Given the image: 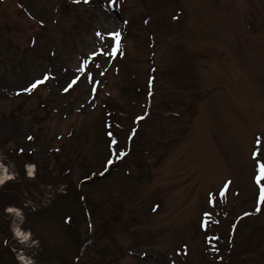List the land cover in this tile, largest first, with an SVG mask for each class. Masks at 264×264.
I'll return each instance as SVG.
<instances>
[{
    "label": "rangeland",
    "instance_id": "374dc122",
    "mask_svg": "<svg viewBox=\"0 0 264 264\" xmlns=\"http://www.w3.org/2000/svg\"><path fill=\"white\" fill-rule=\"evenodd\" d=\"M258 160L264 0H0V264H264Z\"/></svg>",
    "mask_w": 264,
    "mask_h": 264
},
{
    "label": "snow or ice",
    "instance_id": "6c2138e0",
    "mask_svg": "<svg viewBox=\"0 0 264 264\" xmlns=\"http://www.w3.org/2000/svg\"><path fill=\"white\" fill-rule=\"evenodd\" d=\"M76 2H79V0H76ZM85 2H87V0H85ZM101 35H102V33H99V32L97 33V36H101ZM108 35H110V36H112L114 38V40L116 41V46L113 48V50L111 52H107V53L105 52V49H103V48H100L98 51L97 50H93L91 52V57L92 58H96V57H98L100 55H105V54H107L108 56H111L114 51L118 50L121 34L119 32H111ZM88 64H89V61L85 60L83 62V64H82L81 68L78 69V71H80V72L85 74L84 75V79L88 83H92V84L98 83V82L94 81L93 77L90 74H88V68H87ZM97 67H99V65H97ZM100 74L104 75L103 72H101ZM50 78H51V74L50 73L42 74L41 78L36 79L34 82H32L30 84V87H26L24 90L28 91V92H31L33 89H36L38 86H40L43 83L47 82ZM80 79H81L80 76H74V78H70V82H68L66 84V86L63 87V91L67 92L70 89H72L80 81ZM92 92L93 93L96 92V88L95 87L92 88ZM108 135L112 136L113 133L109 132ZM29 139H31V137H29ZM112 142H113V144L118 143L115 140H113ZM259 155H260L259 152H254L253 153L254 158L259 156ZM109 163H111V161H109ZM257 163H258V170L259 171H258V175L256 176V182H257V184H260V181L262 179H264V161H259L258 160ZM259 199H260V201L262 203H264V184H260ZM210 202H213V201L210 200ZM205 215H210V213H205Z\"/></svg>",
    "mask_w": 264,
    "mask_h": 264
},
{
    "label": "trees",
    "instance_id": "16d2710c",
    "mask_svg": "<svg viewBox=\"0 0 264 264\" xmlns=\"http://www.w3.org/2000/svg\"><path fill=\"white\" fill-rule=\"evenodd\" d=\"M147 112V114H148V110L146 111ZM146 114V115H147ZM3 149V148H2ZM14 153V154H16L17 156H19L20 154H23V152L21 153L20 151H18V149H7V151L5 152L7 155H9L10 153ZM29 156V155H28ZM28 160H30V159H28ZM86 244H87V242H84V243H82L80 246H79V249L77 250L78 252H77V256H76V258H75V264H82V262L84 261V259L86 258L85 257V250H87V248L88 247H86ZM88 245V244H87ZM233 246H230L229 247V250L230 251H232L233 250ZM2 250V249H1ZM228 250V251H229ZM230 251H229V253H227L226 254V256H227V262L228 261H231V262H233V264H247V262H246V258L245 259H243V260H238V259H233V257L231 258V253H230ZM248 253H249V251H247ZM246 254V253H245ZM231 255V256H230Z\"/></svg>",
    "mask_w": 264,
    "mask_h": 264
},
{
    "label": "bare ground",
    "instance_id": "6f19581e",
    "mask_svg": "<svg viewBox=\"0 0 264 264\" xmlns=\"http://www.w3.org/2000/svg\"><path fill=\"white\" fill-rule=\"evenodd\" d=\"M35 170L34 167H32L31 165H27V171L29 172H33ZM7 173L5 171V168L0 164V184H3L5 183L6 179H7ZM30 177H34V174H29ZM5 181V182H4ZM9 212L15 214L17 212H15L16 210L15 209H12V208H9L8 209ZM16 234H20V236L18 238H21V237H26L28 234L30 235V231H21L20 229H16Z\"/></svg>",
    "mask_w": 264,
    "mask_h": 264
}]
</instances>
